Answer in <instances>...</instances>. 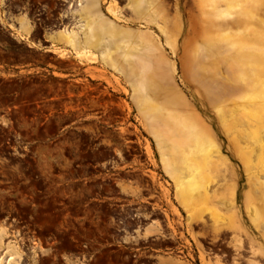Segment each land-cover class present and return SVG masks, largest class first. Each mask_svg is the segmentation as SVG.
Listing matches in <instances>:
<instances>
[{
  "label": "rangeland",
  "instance_id": "rangeland-1",
  "mask_svg": "<svg viewBox=\"0 0 264 264\" xmlns=\"http://www.w3.org/2000/svg\"><path fill=\"white\" fill-rule=\"evenodd\" d=\"M94 1L118 27L97 32L96 47L74 49L58 31L35 45L51 52L28 53L26 28L5 44L13 64L0 57V209L35 230L25 241L0 225L2 264H39L50 253L39 227L72 253L93 217L113 228L145 201L163 220L145 235L189 250L160 264H232L195 253L197 227L239 264H264V0H114L116 15L113 0Z\"/></svg>",
  "mask_w": 264,
  "mask_h": 264
},
{
  "label": "flooded vegetation",
  "instance_id": "flooded-vegetation-1",
  "mask_svg": "<svg viewBox=\"0 0 264 264\" xmlns=\"http://www.w3.org/2000/svg\"><path fill=\"white\" fill-rule=\"evenodd\" d=\"M79 0H0V57L1 63L12 65L14 58L12 53L7 51L9 41L15 40V32H23L26 28L33 46L24 44L27 52L40 44L42 48L48 45L43 43L49 42L45 37L64 29L71 30L78 26L77 2ZM74 5V6H73ZM74 8V9H73ZM76 13V14H75ZM77 15V17H76ZM75 16V18H74ZM78 18V19H76ZM76 19V20H74ZM75 22L77 25H75ZM25 32V31H24ZM24 37H21L23 40ZM51 52L48 49L41 50V53ZM35 63H44L43 61H34ZM32 62V63H34ZM29 64L31 62H28ZM145 192L148 190L144 188ZM155 195L147 194L141 197L145 200H152ZM147 206H137L133 216H124L121 218L116 227H111L108 217L97 219L93 217L91 221L92 228L90 236L82 241L78 237H70V247L72 253H62L60 241H52L46 235L45 228L39 227L38 230L43 232L39 239L44 246L43 250H49L50 253L37 254L39 264H160L159 258H166L167 253H182V256L188 255L189 250H177L179 241L173 236L158 235V232H151L145 235V232L154 226L156 222H163L155 216L154 202L145 201ZM147 209L145 212L137 211L138 209ZM0 225H3L9 233L16 232L22 236L25 241L34 239L35 233L31 227L29 219L9 217L7 211L0 209ZM98 221H101V229H96ZM66 230V229H65ZM193 233L197 235L198 246L194 244L195 253L201 249L210 258H224L232 264H239V253L234 248L228 249L227 241L221 238H208L203 234L201 227L194 229ZM83 238V237H80ZM118 239L123 245L119 246L112 243ZM56 245L51 248V245ZM49 246V247H47ZM114 247V248H111ZM173 254V257H182ZM26 264H29L28 262Z\"/></svg>",
  "mask_w": 264,
  "mask_h": 264
},
{
  "label": "bare ground",
  "instance_id": "bare-ground-1",
  "mask_svg": "<svg viewBox=\"0 0 264 264\" xmlns=\"http://www.w3.org/2000/svg\"><path fill=\"white\" fill-rule=\"evenodd\" d=\"M81 2L80 1L77 2L78 3L77 6L79 7L78 9H76L78 13V18H79V21L77 22L78 23L77 29L76 30L64 29L56 36V39L58 41H62L64 43L69 44L74 49L87 50V49L96 47L98 45L99 38L96 36L97 32L98 33H103L105 31L116 32L118 31L117 30L118 27L114 23L102 17L99 13H96L97 11L96 3L89 4L88 2L86 3V1L82 3ZM109 12L112 15H115L113 10H109ZM75 25H77L76 22H75ZM90 59H93V58L91 57ZM105 63H109V62H105ZM201 74L203 73H200V75ZM164 167H165L164 169H165L166 174L171 178L172 183L174 184L175 198L177 202L180 204L182 208L189 211L187 193L178 179V175H177L178 171L175 168L173 169L169 168V164H165ZM188 219L190 221L193 219L191 213L188 215ZM6 250L10 252L8 248ZM9 258H10V255L7 259L8 261H9ZM2 260L3 259L0 256V264H2L3 262ZM9 262H12V260H10Z\"/></svg>",
  "mask_w": 264,
  "mask_h": 264
},
{
  "label": "crops",
  "instance_id": "crops-1",
  "mask_svg": "<svg viewBox=\"0 0 264 264\" xmlns=\"http://www.w3.org/2000/svg\"><path fill=\"white\" fill-rule=\"evenodd\" d=\"M85 1H86V3L88 2L89 4L96 3V5H97V11L100 13V11H99V4H98L97 1H94V0H85ZM115 8H116V3L113 0L112 4H110V6L106 9V11L109 12V10H113L114 14L116 15Z\"/></svg>",
  "mask_w": 264,
  "mask_h": 264
}]
</instances>
